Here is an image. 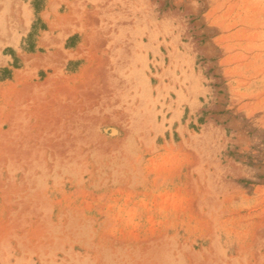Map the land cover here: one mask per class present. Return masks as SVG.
Segmentation results:
<instances>
[{"label": "rangeland", "instance_id": "obj_1", "mask_svg": "<svg viewBox=\"0 0 264 264\" xmlns=\"http://www.w3.org/2000/svg\"><path fill=\"white\" fill-rule=\"evenodd\" d=\"M5 2L0 264H264V0Z\"/></svg>", "mask_w": 264, "mask_h": 264}, {"label": "crops", "instance_id": "obj_2", "mask_svg": "<svg viewBox=\"0 0 264 264\" xmlns=\"http://www.w3.org/2000/svg\"><path fill=\"white\" fill-rule=\"evenodd\" d=\"M25 2V1H24ZM36 3H38L37 1H35ZM50 2H51V0H46V6H45V9H46V11H49L50 10V8H49V6H50ZM6 3L7 2H5V0H0V16H2V15H5V14H7L8 13V10H7V8H8V6L6 5ZM38 5H33L32 7H33V10H35V7L38 9L39 7H37ZM44 9V8H43ZM42 13V12H41ZM34 19H35V17H34ZM32 26H33V22H32V24H30L29 26H28V32L31 30V28H32ZM26 28V27H25ZM27 32V33H28Z\"/></svg>", "mask_w": 264, "mask_h": 264}, {"label": "bare ground", "instance_id": "obj_3", "mask_svg": "<svg viewBox=\"0 0 264 264\" xmlns=\"http://www.w3.org/2000/svg\"><path fill=\"white\" fill-rule=\"evenodd\" d=\"M28 10L25 8V10L23 11L24 12V17H25V19H26V21H27V19H28V16H29V13L27 12ZM19 28V27H18ZM21 28H23V26L21 27Z\"/></svg>", "mask_w": 264, "mask_h": 264}]
</instances>
